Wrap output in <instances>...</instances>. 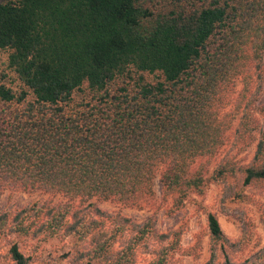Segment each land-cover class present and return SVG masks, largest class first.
I'll return each instance as SVG.
<instances>
[{
	"label": "trees",
	"instance_id": "obj_1",
	"mask_svg": "<svg viewBox=\"0 0 264 264\" xmlns=\"http://www.w3.org/2000/svg\"><path fill=\"white\" fill-rule=\"evenodd\" d=\"M0 53L12 75L0 74V198H67L40 210L39 228L78 236L86 264H137L148 240L173 235L177 248L180 237L75 201L154 208L159 180L162 202L182 207L208 178L243 169L228 160L210 174L240 113L236 142L259 133L244 182L264 180V103L253 107L251 91L264 80V0H0ZM32 215L22 210L14 232ZM207 224L215 253L229 242L214 213ZM164 250L149 264H169ZM9 256L29 264L17 242ZM222 264H264V248Z\"/></svg>",
	"mask_w": 264,
	"mask_h": 264
},
{
	"label": "rangeland",
	"instance_id": "obj_2",
	"mask_svg": "<svg viewBox=\"0 0 264 264\" xmlns=\"http://www.w3.org/2000/svg\"><path fill=\"white\" fill-rule=\"evenodd\" d=\"M7 55L0 53V74L7 72ZM9 73V77H11ZM243 85L238 87L240 91ZM251 91L254 106L264 103V80H256ZM250 96V95H248ZM255 112V111H254ZM240 113L234 123L230 143L224 152V159L214 162L210 174L222 161H235L241 171L228 176L224 180H206L201 195H191L180 208H172L171 203H163L159 180L155 182L157 193L156 207L131 208L115 202L90 201L74 202L79 209H85L89 204H95L100 211L120 216L134 224H144L153 220L159 235H168L178 232L179 245L171 235L166 242L153 238L147 241L146 246H140L136 251L137 264H149L157 253L167 250L169 264H207L213 259V264L224 263L226 257L232 262L240 263L264 248V180L252 184H245L244 170L255 164L259 142V133L253 141L236 142L235 129L238 126ZM68 199L60 194L46 192H12L6 191L0 198V217L8 216L3 231L0 228V264H12L9 248L17 242L23 254L29 258V264H86L88 260L76 253L78 236L61 237L39 228L40 221L45 219L40 210L50 205L65 204ZM34 207L36 215L26 221L25 230L14 232L18 226L13 219L24 209ZM92 211V208H87ZM214 213L222 227L223 234L229 243L218 246L212 251L213 242L207 224V213ZM34 214V213H33ZM95 217V214L93 215ZM98 218V217H97ZM49 217L47 218V220ZM131 237L125 232L117 238L116 250H121L124 241ZM92 264H97L93 261Z\"/></svg>",
	"mask_w": 264,
	"mask_h": 264
}]
</instances>
